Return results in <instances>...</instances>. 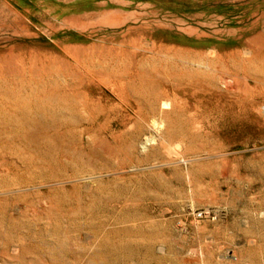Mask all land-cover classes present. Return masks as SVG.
I'll use <instances>...</instances> for the list:
<instances>
[{
	"label": "rangeland",
	"instance_id": "obj_1",
	"mask_svg": "<svg viewBox=\"0 0 264 264\" xmlns=\"http://www.w3.org/2000/svg\"><path fill=\"white\" fill-rule=\"evenodd\" d=\"M263 104L264 0H0V264H264Z\"/></svg>",
	"mask_w": 264,
	"mask_h": 264
},
{
	"label": "built area",
	"instance_id": "obj_2",
	"mask_svg": "<svg viewBox=\"0 0 264 264\" xmlns=\"http://www.w3.org/2000/svg\"><path fill=\"white\" fill-rule=\"evenodd\" d=\"M262 109L264 110V104L262 105ZM203 216V212L198 213V217H202Z\"/></svg>",
	"mask_w": 264,
	"mask_h": 264
},
{
	"label": "bare ground",
	"instance_id": "obj_3",
	"mask_svg": "<svg viewBox=\"0 0 264 264\" xmlns=\"http://www.w3.org/2000/svg\"><path fill=\"white\" fill-rule=\"evenodd\" d=\"M169 103H164L163 106H167L168 107Z\"/></svg>",
	"mask_w": 264,
	"mask_h": 264
}]
</instances>
